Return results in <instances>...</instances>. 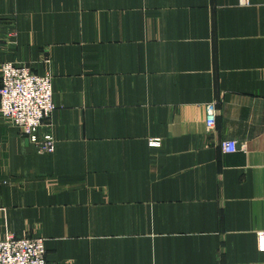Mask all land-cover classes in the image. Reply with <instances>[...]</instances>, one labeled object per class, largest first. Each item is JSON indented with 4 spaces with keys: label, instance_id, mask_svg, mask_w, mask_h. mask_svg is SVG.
<instances>
[{
    "label": "crops",
    "instance_id": "0c3cea01",
    "mask_svg": "<svg viewBox=\"0 0 264 264\" xmlns=\"http://www.w3.org/2000/svg\"><path fill=\"white\" fill-rule=\"evenodd\" d=\"M0 13V62L50 74L55 104L52 151L0 115V240L42 237L47 264H264V0Z\"/></svg>",
    "mask_w": 264,
    "mask_h": 264
},
{
    "label": "built area",
    "instance_id": "2783aa9c",
    "mask_svg": "<svg viewBox=\"0 0 264 264\" xmlns=\"http://www.w3.org/2000/svg\"><path fill=\"white\" fill-rule=\"evenodd\" d=\"M54 108L50 74H36L26 65L0 62V115L27 136L39 152L54 148L55 140L50 129H44L51 126L47 119ZM214 123L215 104L209 103L206 106V128L212 130ZM149 146L158 148L160 141L151 138ZM220 147L225 153L238 148L235 140H222ZM258 247L264 250V233L258 234ZM0 264H47L43 238L11 235L0 240Z\"/></svg>",
    "mask_w": 264,
    "mask_h": 264
}]
</instances>
